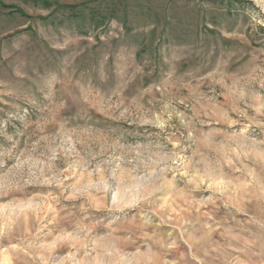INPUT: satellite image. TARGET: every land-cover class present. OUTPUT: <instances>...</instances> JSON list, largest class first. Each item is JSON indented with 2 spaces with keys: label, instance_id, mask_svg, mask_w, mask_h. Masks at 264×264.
Returning <instances> with one entry per match:
<instances>
[{
  "label": "rangeland",
  "instance_id": "rangeland-1",
  "mask_svg": "<svg viewBox=\"0 0 264 264\" xmlns=\"http://www.w3.org/2000/svg\"><path fill=\"white\" fill-rule=\"evenodd\" d=\"M0 264H264V0H0Z\"/></svg>",
  "mask_w": 264,
  "mask_h": 264
}]
</instances>
